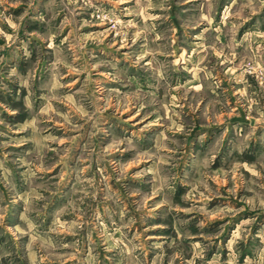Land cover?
I'll list each match as a JSON object with an SVG mask.
<instances>
[{"label":"rangeland","instance_id":"rangeland-1","mask_svg":"<svg viewBox=\"0 0 264 264\" xmlns=\"http://www.w3.org/2000/svg\"><path fill=\"white\" fill-rule=\"evenodd\" d=\"M0 264H264V0H0Z\"/></svg>","mask_w":264,"mask_h":264}]
</instances>
